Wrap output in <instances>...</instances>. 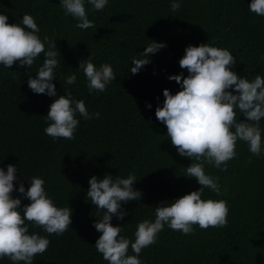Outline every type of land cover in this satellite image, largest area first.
Masks as SVG:
<instances>
[{
  "label": "trees",
  "instance_id": "1",
  "mask_svg": "<svg viewBox=\"0 0 264 264\" xmlns=\"http://www.w3.org/2000/svg\"><path fill=\"white\" fill-rule=\"evenodd\" d=\"M59 3L0 0V12L9 17L8 23L19 22L25 13L35 17L40 35L56 40L61 54L53 80L58 94L70 90L85 101L89 112L98 111L100 116L81 117L74 139L54 140L44 132V116L53 98L35 94L27 85L28 75L35 76L44 57L29 69L0 65V166L6 170L9 163L17 165L25 189L29 184L24 175L43 177L56 204L73 209L72 223L62 235L48 234L28 222L30 233L50 240L34 264H108L94 245L100 233L93 227L98 210L86 198L89 177L136 174L134 188L142 191V197L124 204L128 215L123 220L112 219L113 225H122L123 235L133 239L138 221L155 218V206L198 189L194 177L184 176L190 160L168 140L155 108L163 102V89L173 94L180 90L167 77L187 75L178 61L189 44L214 42L233 52L239 75L250 79L258 72L264 75V16L249 10V0H183L176 12L169 0H109L103 10L86 4L94 27L80 29ZM149 40L165 42L167 47L151 54V62L132 74L130 58L142 52ZM88 55L97 66L111 63L117 76L99 94H89L83 72L76 69ZM72 72H77V81L68 85L65 76ZM236 151L226 170L207 166L210 174L219 177L221 193L206 188L202 196L227 201V225L207 229L194 225L191 234L166 225L157 241L140 253L143 264H264V156H254L244 141L237 142ZM21 199V207L30 202ZM0 264L13 262L4 257Z\"/></svg>",
  "mask_w": 264,
  "mask_h": 264
},
{
  "label": "clouds",
  "instance_id": "2",
  "mask_svg": "<svg viewBox=\"0 0 264 264\" xmlns=\"http://www.w3.org/2000/svg\"><path fill=\"white\" fill-rule=\"evenodd\" d=\"M108 3L109 0H60L59 5L65 15L76 20L77 28L88 29L94 27V21L89 19L86 4L103 10ZM182 3L183 0H169L171 11L179 10ZM248 7L258 16H264V0H249ZM8 20L0 12V65L9 69L17 64L29 69L43 56L35 76L28 75L27 85L33 93L53 98L44 116L47 124L44 132L54 140L74 139L80 118L91 120L99 118L100 113L89 112L85 101L77 99L68 89L58 94L53 80H57L61 54L56 40L40 35L35 17L25 13L19 22L8 23ZM149 41L142 52L130 58L132 74L151 62V54L167 47L165 42ZM236 62L232 51L214 42L187 45L178 61L187 75L181 72L167 77L176 81L180 90L173 94L163 89V102L155 108L157 120L166 126L168 140L181 156L190 160L184 176L194 177L200 185L198 189L155 206V218L138 221L133 239L123 235L122 225H113L112 219L115 216L123 220L128 215L124 204L142 197V191L134 188L136 174L89 177L86 198L98 210L93 227L100 233L94 245L108 264H143L140 253L157 241L166 225L183 234L194 232V225L202 229L227 225V201L202 198L206 188L221 193L219 177L210 174L207 166L226 170L227 162L237 156L238 141L246 142L254 156H264V128L261 127L264 75L258 72L251 79L249 75H239L234 70ZM76 69L83 72L89 94L106 91L117 77L111 63L97 66L90 55L80 60ZM77 76V72L66 75L65 83L75 84ZM146 107L151 109L152 104L146 103ZM241 115L246 119H239ZM17 170V165L12 163L6 165V170L0 166V260L8 257L13 264H34V258L48 249L50 240L37 232L30 233L28 222L41 226L48 234L62 235L72 223L73 209L68 204H56L41 176L29 179L22 173L29 184L25 189ZM13 191L20 195L14 197ZM21 197L30 202L21 207Z\"/></svg>",
  "mask_w": 264,
  "mask_h": 264
}]
</instances>
